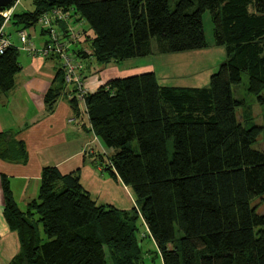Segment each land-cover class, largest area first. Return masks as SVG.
<instances>
[{
    "label": "trees",
    "instance_id": "trees-1",
    "mask_svg": "<svg viewBox=\"0 0 264 264\" xmlns=\"http://www.w3.org/2000/svg\"><path fill=\"white\" fill-rule=\"evenodd\" d=\"M55 7L93 33L81 28L90 52L77 56L104 65L153 55L152 40L159 55L204 48L202 16L209 12L226 58L207 87L161 86L153 71L143 72L109 80L85 105L92 131L112 150L101 165L131 189L163 264H264V214L251 207L264 197V147L253 148L264 124L237 121L236 109L245 106L233 92L245 74L244 90L264 105V0H35L34 10L13 13L12 26L35 27ZM18 54L9 48L0 55L2 90L19 70ZM59 75L60 87L45 96L50 106L63 91ZM10 140L0 134V156L18 160L22 145ZM0 186L19 240L10 264H145L137 209L97 205L76 173L43 168L26 213L4 176Z\"/></svg>",
    "mask_w": 264,
    "mask_h": 264
},
{
    "label": "crops",
    "instance_id": "crops-1",
    "mask_svg": "<svg viewBox=\"0 0 264 264\" xmlns=\"http://www.w3.org/2000/svg\"><path fill=\"white\" fill-rule=\"evenodd\" d=\"M82 22L79 25L85 31ZM29 29L34 45L37 48L44 46L47 36L36 26ZM17 30V26H12L6 32L11 42L18 46ZM84 50L90 52L87 47ZM82 60L83 73L91 94L111 79L153 71L154 67L151 64L138 65L134 63L137 62L135 58L105 65L96 63L91 57ZM18 64L19 70L13 76L11 86L6 90L0 88V134H7L12 141L21 143L23 150V156L18 160L0 156V179L2 176L7 179L17 208L26 213L30 203L37 201L43 168L55 167L62 175L76 173L80 186L97 205L117 211L137 209L144 225L143 232L155 246V251L146 250L143 253L147 257L154 253L151 259L158 257L163 264L131 189L118 176L114 177L103 169L100 158L104 154H111L112 150L107 149L96 137L88 115L77 116L64 85L61 95L52 106L45 103L47 93L60 87L59 61L54 57L43 58L19 52ZM3 210L4 199L0 186V264H10L19 252V240L17 234L9 228ZM37 219L34 216V222ZM37 227L39 237L44 239L41 225Z\"/></svg>",
    "mask_w": 264,
    "mask_h": 264
},
{
    "label": "rangeland",
    "instance_id": "rangeland-1",
    "mask_svg": "<svg viewBox=\"0 0 264 264\" xmlns=\"http://www.w3.org/2000/svg\"><path fill=\"white\" fill-rule=\"evenodd\" d=\"M35 8V0H21L20 4L17 6L15 12H27L32 11ZM84 25V30L89 36L93 33L86 22H82ZM203 31L205 35L206 46L199 50H191L179 53H168L164 55H159L155 49V42L152 40V48L154 50L153 55L146 58H135L138 65L151 64L153 71L155 72L158 83L161 86H173V87H197L205 88L209 85L210 76L215 73L219 65L224 62L226 58V52L224 46H217L213 38V28L211 23V18L209 12H205L202 16ZM10 28V27H9ZM6 31H8V29ZM81 28V27H80ZM30 32V31H29ZM84 44V43H82ZM85 44H87L85 46ZM82 45L88 48V41ZM140 67V66H138ZM134 68V67H132ZM142 70V68H137V70ZM144 70V69H143ZM142 71L143 72H150ZM139 74V73H135ZM133 75V74H132ZM129 76V75H128ZM247 77L245 74L242 76V84L238 87L233 88L234 96L239 101L244 103V111L242 108L236 109L237 121L242 125L255 124L257 126H263L264 124V105L257 102L256 98L249 95L244 90V85H246ZM264 93V92H263ZM250 108V110L248 108ZM251 113L250 119H245L247 113ZM135 146V145H134ZM136 147V146H135ZM264 147V132L257 138L256 143L253 148L257 150H262ZM251 207L256 208L258 214H264V197H257L251 202ZM140 227V238L141 246L143 252L146 250L155 251V246L152 244L145 232H143L144 225L139 222ZM181 237L179 231L176 232L175 240L169 245V248H173L178 239ZM154 256H146L144 261L146 264H161L158 257L151 259Z\"/></svg>",
    "mask_w": 264,
    "mask_h": 264
},
{
    "label": "built area",
    "instance_id": "built-area-1",
    "mask_svg": "<svg viewBox=\"0 0 264 264\" xmlns=\"http://www.w3.org/2000/svg\"><path fill=\"white\" fill-rule=\"evenodd\" d=\"M21 0H12V3L0 10L2 24L0 27V55L9 48L18 52L40 57H54L60 63L64 87L67 90L69 100H75L78 115H88L85 105V97L90 94L84 76L83 56H77L79 50H83V31L74 24L70 14L61 8H51L42 13L36 23V27L47 36L44 46L37 48L34 45L30 29L16 31L18 46L11 42L6 29L12 27V16ZM61 25L64 28H61ZM88 54L85 50H83ZM81 58V59H80ZM86 59V58H83ZM107 158L109 155L104 154Z\"/></svg>",
    "mask_w": 264,
    "mask_h": 264
},
{
    "label": "water",
    "instance_id": "water-1",
    "mask_svg": "<svg viewBox=\"0 0 264 264\" xmlns=\"http://www.w3.org/2000/svg\"><path fill=\"white\" fill-rule=\"evenodd\" d=\"M48 1L50 4H52L54 0H48ZM11 3H12V0H0V10L9 6Z\"/></svg>",
    "mask_w": 264,
    "mask_h": 264
}]
</instances>
